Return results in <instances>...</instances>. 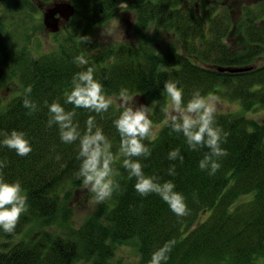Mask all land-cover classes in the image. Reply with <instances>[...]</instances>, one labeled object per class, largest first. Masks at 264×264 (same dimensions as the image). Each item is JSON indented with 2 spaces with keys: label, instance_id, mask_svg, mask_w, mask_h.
Masks as SVG:
<instances>
[{
  "label": "trees",
  "instance_id": "obj_1",
  "mask_svg": "<svg viewBox=\"0 0 264 264\" xmlns=\"http://www.w3.org/2000/svg\"><path fill=\"white\" fill-rule=\"evenodd\" d=\"M1 1L11 12L16 4L31 0ZM66 1L75 7L78 27L46 52L17 50L16 39L8 34L2 44L0 28V132L23 131L32 144L25 157L0 146V160L7 162L2 170L5 180L19 181L28 197V210L15 232L0 229V264H121L116 252L128 243L137 247L136 264H149L152 253L169 240L175 246L167 264H264V120L245 113L264 108V65L241 72L219 70L244 69L263 58L264 0ZM121 7L134 12V44L106 43L98 51L100 44L81 43L80 36H92L116 18ZM81 55L88 65L79 64ZM88 66L95 67L106 95L118 97L126 88L144 105L154 102L152 120L163 127L145 141L152 154L142 158L144 172L161 182L171 180L186 197L189 216L177 217L156 194L141 197L136 192L135 178H129L119 155L120 137L113 125L118 105L97 115L64 104L73 75ZM17 78L19 89L13 84ZM167 80L178 81L185 102L195 91L241 100L242 112L217 115V125L229 135L222 144L228 155L220 159L215 175L199 168L207 149L189 150L184 137L165 126ZM29 86L38 105L31 115L23 107ZM12 87L13 97L4 102L2 89ZM54 101L75 110L82 131L89 116H95L116 155L115 179L121 190L98 203L78 228L71 200L84 188L77 178L79 144L63 143L58 127L47 126L45 102ZM176 148L181 149L183 163L167 159ZM173 163L176 175L170 176Z\"/></svg>",
  "mask_w": 264,
  "mask_h": 264
},
{
  "label": "clouds",
  "instance_id": "obj_2",
  "mask_svg": "<svg viewBox=\"0 0 264 264\" xmlns=\"http://www.w3.org/2000/svg\"><path fill=\"white\" fill-rule=\"evenodd\" d=\"M79 39L83 44L91 43L89 36H80ZM77 59L81 66L88 65L83 55ZM163 91L168 97V103L163 110L165 126L171 132L181 134L189 150L207 149L199 161V168L207 171L209 176L215 175L221 167L220 159L228 155L222 144L227 142L229 133L217 125L219 98L211 94L204 96L195 91L185 102L184 92L178 87V81L174 80L165 81ZM31 92L32 88L29 86L24 90L23 96V107L29 109L30 115L38 111L37 103L31 99ZM45 103L49 113L47 126L58 127L63 143L79 144L77 159L80 166L77 178L94 195L96 203L111 198L114 192L121 190L115 179L116 155L112 151V143L98 126L95 116H89L82 131L75 120V110H66L61 103L55 101L51 104ZM64 104L97 115L108 112L113 105H118L119 115L113 120V125L120 137L119 155L129 178H135L136 192L141 197L158 195L177 217L183 218L191 214L186 197L175 190L176 185L171 180L161 182L159 177L146 175L144 172L142 158H149L152 154V148L145 141L154 138L157 131L151 119L154 102L151 105H137L135 97L126 88L120 90L118 97L106 95L104 85L95 78V67L88 66L86 70L73 75L71 89L66 94ZM0 136L3 137L0 139V146L15 151L18 156L25 157L32 152V144L25 132L12 130L10 133L0 132ZM167 159L183 163L184 156L181 149L176 148L169 151ZM6 167L7 162L0 160V229L7 234H13L21 216L28 210V197L19 181L5 180L2 170ZM168 175H176L175 163L168 168ZM174 246V240L165 242L152 253L149 264H167Z\"/></svg>",
  "mask_w": 264,
  "mask_h": 264
},
{
  "label": "rangeland",
  "instance_id": "obj_3",
  "mask_svg": "<svg viewBox=\"0 0 264 264\" xmlns=\"http://www.w3.org/2000/svg\"><path fill=\"white\" fill-rule=\"evenodd\" d=\"M3 2L4 1L0 2V28L4 29L2 44L4 43L3 39L5 38V34H8L11 36V40H13V38L16 39L17 46L19 47L17 50L27 47V50L30 52H34L35 50L46 52L49 48L57 46L56 40H63L65 38L71 37V33H73V31L78 27L75 13L73 16H71L70 22L67 24L65 30H62L63 27L61 28L62 31H60L57 38L55 33H47L45 24L43 22V15H40L38 11H34L32 9L30 6L32 5L31 2L27 4L20 3L19 5L14 3L17 7H13L11 12H8L10 10H6L4 8ZM11 2H15V0H11ZM121 8L122 9L118 12V15L115 16L116 18L107 22L106 24H102L98 29L91 33L92 36L84 33V36H89L91 38V43L87 44H90V46L94 44H100L101 46L98 49L99 51L105 47L106 43H115L116 45L121 44V42L134 44V42L137 41V36L133 30L136 20L134 12L126 10V8L123 9V7ZM88 52L91 54L95 53L94 51ZM253 65L254 66L252 67L255 68L257 65L262 67V65H264V56L263 58L257 60ZM250 67H244V71H249ZM13 84L17 89H19L21 86L20 79L17 78ZM15 87H12L11 89H2L4 102H8L13 97L12 92L15 91ZM211 95L217 96L220 100V109L218 113H240V110L242 112L239 102L241 101L240 99H235V101H232L230 100L229 94L223 96L221 94ZM134 97L137 105L144 104L141 100L137 99L136 95ZM245 113L248 117L257 119L258 121L264 120V108L259 107L257 109L249 110ZM154 126L157 129L155 132L156 135L163 125L161 123L159 124L158 122H154ZM86 195H88L87 198ZM89 195L91 196L89 197ZM245 199L246 197L242 200ZM71 202L73 209L75 210V215L73 218L75 224L74 228H78L85 219L84 217L92 212L98 204L95 202L94 195L85 187L80 190L79 193H77L76 198L75 196L72 198ZM199 220L202 221L203 219L200 218ZM24 236L25 234L16 238L15 240ZM115 260L121 264H136L139 260L137 247L131 243L120 246L117 249Z\"/></svg>",
  "mask_w": 264,
  "mask_h": 264
},
{
  "label": "water",
  "instance_id": "obj_4",
  "mask_svg": "<svg viewBox=\"0 0 264 264\" xmlns=\"http://www.w3.org/2000/svg\"><path fill=\"white\" fill-rule=\"evenodd\" d=\"M74 13L75 7L69 1H58L53 3L44 13V24L46 29L52 33H58L61 29V24L68 23ZM57 15L59 16L57 17ZM219 70L223 72L244 71L242 68H219Z\"/></svg>",
  "mask_w": 264,
  "mask_h": 264
},
{
  "label": "bare ground",
  "instance_id": "obj_5",
  "mask_svg": "<svg viewBox=\"0 0 264 264\" xmlns=\"http://www.w3.org/2000/svg\"><path fill=\"white\" fill-rule=\"evenodd\" d=\"M31 1L34 3V4H32V5L36 6V8L39 7V8L42 9V8H43L42 4H45V2H43L42 0H31ZM31 1H30V2H31ZM36 1L40 2L41 5H37V2H36ZM58 1H65V0H56V1H54L53 3L58 2ZM53 3L50 4V5H48V7H46V8L44 9L45 12L47 11L48 8H50V7L53 5ZM39 8H38V12H41ZM45 12H44V13H45Z\"/></svg>",
  "mask_w": 264,
  "mask_h": 264
},
{
  "label": "flooded vegetation",
  "instance_id": "obj_6",
  "mask_svg": "<svg viewBox=\"0 0 264 264\" xmlns=\"http://www.w3.org/2000/svg\"><path fill=\"white\" fill-rule=\"evenodd\" d=\"M37 2V5H41V3L40 2H38V1H36ZM31 4H34V3H32V1H31ZM48 5H50V3H45V4H42V6H43V8L41 9V8H39L40 9V11L41 12H38L40 15H43L44 14V12H45V8L46 7H48ZM63 26H67V25H63Z\"/></svg>",
  "mask_w": 264,
  "mask_h": 264
}]
</instances>
